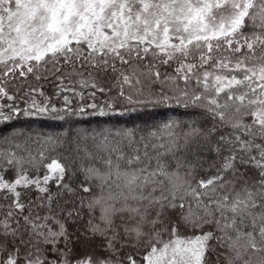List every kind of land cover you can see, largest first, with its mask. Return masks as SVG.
Segmentation results:
<instances>
[{
  "label": "snow or ice",
  "instance_id": "snow-or-ice-1",
  "mask_svg": "<svg viewBox=\"0 0 264 264\" xmlns=\"http://www.w3.org/2000/svg\"><path fill=\"white\" fill-rule=\"evenodd\" d=\"M0 264H264V0H0Z\"/></svg>",
  "mask_w": 264,
  "mask_h": 264
},
{
  "label": "trees",
  "instance_id": "trees-1",
  "mask_svg": "<svg viewBox=\"0 0 264 264\" xmlns=\"http://www.w3.org/2000/svg\"><path fill=\"white\" fill-rule=\"evenodd\" d=\"M145 119H147V117H144ZM22 123V122H21ZM34 127L36 126L35 124L33 125ZM52 126V124L50 123L49 125H48V127H51ZM48 127H45V129L44 130H48Z\"/></svg>",
  "mask_w": 264,
  "mask_h": 264
}]
</instances>
